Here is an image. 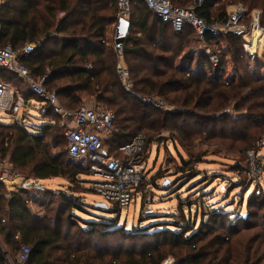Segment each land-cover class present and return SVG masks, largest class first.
<instances>
[{"label": "trees", "instance_id": "16d2710c", "mask_svg": "<svg viewBox=\"0 0 264 264\" xmlns=\"http://www.w3.org/2000/svg\"><path fill=\"white\" fill-rule=\"evenodd\" d=\"M196 1L171 0L174 6L184 8ZM235 4H243L250 12L259 10L264 28V0H203L195 12L209 24H224L228 19L227 8ZM116 15L117 0H4L0 6V48L10 44L20 50L34 44L35 51L29 56L22 55L21 62L34 80L45 79L44 86L57 94L65 110L75 112L83 102L94 100L96 106L113 112L114 130L104 139L109 157H121L120 147L142 131L158 135L163 129L176 136L173 142L183 148L196 141H213L230 149L239 144L238 150L243 154L254 148L264 136V77H254L248 72L250 58L242 38L224 37L237 67V83L227 81L224 63L214 68L210 57L201 60L202 63L208 60L209 76L192 73L191 67L180 70L176 62L197 37L196 31L185 27L176 32L142 0H132L131 30L122 47V58L137 95L160 98L174 106L173 111H163L134 98L119 81V55L107 41L109 27L117 23ZM153 17L158 27L151 25ZM207 41L212 42V38L207 36ZM188 57L194 62V55ZM0 81L17 89L25 101L41 103L29 84L16 75L0 70ZM42 119L46 124L35 131L23 123L0 124V160L4 161L13 150L10 164L26 176L27 182L63 178L77 183L81 176H90L86 159L77 161L69 157L65 133L73 125H61V116L52 109ZM57 149L60 151L54 153ZM181 163L176 174L183 179L200 175L196 173L193 155L189 160L181 158ZM232 168L231 171L240 173L238 166ZM247 183L250 187L255 184L247 176L239 184L247 186ZM42 191L47 213L39 218L29 208L28 190L9 194L0 183V264H9L8 258L17 261L23 244L31 247L28 264H164L167 255L163 247L168 246L186 249L185 264H222L219 259L222 244H214L213 237L209 238L217 231L215 228L226 231L225 224L232 226L237 222L240 226L242 220L233 221L226 212H210L208 221L201 216L197 226V222L185 219L184 202L177 222L126 231L119 227V219L93 216L87 210L90 207L95 212L113 215L121 212L117 206L104 211L85 203L76 191L70 190V194ZM88 192L94 193L89 187L78 193ZM206 197L197 204L189 199L185 205L189 210L193 206L204 210ZM247 202L249 210L264 209L263 194L250 196ZM78 214L95 218L86 220ZM261 227L264 230V224ZM254 228L251 225L246 230ZM118 236L123 242L153 239L155 243L140 250L133 245L112 247V238ZM221 239L225 242L230 238ZM261 245L264 247V237ZM215 246L218 248L213 251ZM262 261L259 259L255 264ZM233 263L243 262L236 258ZM243 264H251V260Z\"/></svg>", "mask_w": 264, "mask_h": 264}, {"label": "rangeland", "instance_id": "374dc122", "mask_svg": "<svg viewBox=\"0 0 264 264\" xmlns=\"http://www.w3.org/2000/svg\"><path fill=\"white\" fill-rule=\"evenodd\" d=\"M114 39L115 34L110 37V42L114 43ZM197 42L198 39L194 36V40H192L189 48L185 50V52L190 51L198 54L201 46L198 45ZM222 47L223 46H218L207 51L211 53V56L217 55L220 59V64H222V62L224 63L223 74L226 75L229 68L228 62L226 61V58H224L226 52L222 50ZM261 53L264 54V50H262ZM249 57L253 59V56L250 55ZM261 60L264 65V57H262ZM231 61V66L236 69L237 67L233 62L232 55ZM255 61H257L256 58ZM262 68L263 67L260 64L258 66L259 72ZM255 70H257V68H255ZM134 98L140 99L136 96ZM95 104L96 101L94 100L85 101L80 107L90 108L96 106ZM166 104L167 107L164 108L163 111L174 110L173 105L169 103ZM38 106L39 104H37V107ZM152 108L154 107L152 106ZM27 114L29 115L30 120H24V125L36 129H39L44 125V121L41 118L39 111H28ZM8 118H10L8 113L0 111V119H3L2 122H8L12 125L14 122L13 119ZM66 124L64 125L66 126ZM141 133L149 137L152 141L150 162L145 174V180L143 181V187L141 191L136 193L131 206L123 208L121 209V212L113 215L102 211L95 212L90 207L87 208V210L93 216L119 219V227L121 229L124 228L126 231H134L135 229L148 228L150 225H156L158 223L173 224L180 220L179 217L182 216L179 213V208L182 206V203L185 202V204H187L186 201L190 199L191 203L197 204L202 197L205 198L207 196L204 202V210L200 208L198 209L195 206L189 210L184 204L183 215L186 220L189 219L190 222L195 221L198 226L201 222V216H206L205 221H208V214L210 212H226L231 215L229 219H233V221H237V218H242L240 226H238L239 224L237 222L232 226V223H227L224 226V230L226 231H221L220 229L215 228L214 230L217 231L209 238L212 239L213 237L215 240V242L213 240L214 244H222L221 253L219 255L221 263L234 264L233 261L238 258L243 263H246L249 259L251 260V264H255L259 259H262L263 261L261 264H264V247L261 245L264 237V230L261 229V225L264 224V209L254 207L249 210L247 204L250 196L255 194L264 195V136L255 143L253 148L257 153L255 162L260 166L261 170V173L253 178L250 167L251 160L248 157L247 152L243 154L238 150L239 144L235 146V148L230 149L227 145L213 141H196L194 144L187 145V148H183L178 142H173V138L177 137L171 134L168 129L161 130L158 135L155 133L150 134L146 131H142ZM61 140L63 141L62 138ZM59 151L60 150L57 149L54 153H58ZM13 152L14 151L11 150L3 162L10 164ZM190 155H193L194 165H196V173L199 172L200 175L193 176V178L191 177L190 179H183L182 175L176 174V170L178 167L182 166L181 158L189 160ZM234 166L239 167L240 173L231 171ZM18 173L23 178V181L27 182L25 178L26 176L20 171H18ZM246 176L249 180H254V186L250 187V183H247V186L239 184L241 179L246 180ZM81 177H88L87 181L92 180L91 176ZM39 185L42 186L43 184L40 183ZM88 187L90 188L89 185ZM74 190L82 192L83 188L77 186ZM37 194L38 189L33 184L31 186V195L35 197ZM87 194L88 196L85 198V202L88 205L94 206L102 203L111 211L114 209L115 206L113 204L105 203L100 196L89 192ZM83 195L84 194L81 196L83 197ZM41 201L39 202L40 206L34 207L35 211L33 212L35 215L42 216L47 213V209L42 207L43 199ZM78 215L86 220L93 221L95 218L85 214ZM251 225L256 228L246 230V228L251 227ZM172 230L176 231L174 228H172ZM229 230H231V233H228ZM225 236L230 238L229 241L224 242L221 239ZM148 243L154 244L155 242L153 239L123 242L121 236H118L112 238L111 246L120 247L124 245L125 248H131L133 245L136 250H140L141 247ZM163 248L164 253L167 255L164 264H185V261H187L186 249H176L169 246ZM217 248L218 247L215 246L213 251ZM12 261L15 264H18L16 259H12Z\"/></svg>", "mask_w": 264, "mask_h": 264}, {"label": "built area", "instance_id": "2783aa9c", "mask_svg": "<svg viewBox=\"0 0 264 264\" xmlns=\"http://www.w3.org/2000/svg\"><path fill=\"white\" fill-rule=\"evenodd\" d=\"M165 24L172 26L176 32H181L185 27H191L201 38L210 36L214 41H219L226 35L240 37L247 43L245 50L252 46L247 39L262 34V13L259 10L249 11L243 4L230 6L228 19L224 24H209L198 17L195 8L201 6L203 0H197L189 7L174 6L171 0H142ZM132 0H117V22L121 19L130 20ZM122 47L115 46L118 55L122 54ZM35 51L34 44H27L20 50H15L10 44L0 48V70L16 75L20 80L29 84L32 92L41 100L39 114L44 117L49 110L61 116L65 123L70 121L73 128L66 131L69 157L73 160L86 159L89 163V174L92 178L90 189L100 196L105 203L113 204L120 209L130 207L135 195L140 191L147 168L150 162L151 145L143 133L136 135L129 143L120 147L121 157H109L104 146V139L112 135L114 130V113L104 110L99 106L81 107L75 112L65 110L55 92L49 91L45 86V79L36 81L32 78L27 67L21 62V57L29 56ZM214 68L220 67L217 55L209 58ZM119 81L124 89L132 96L139 97L145 103L157 109L167 107L165 101L148 96H139L134 92V84L130 79L129 70L118 62ZM27 108L26 101L22 98L14 100L12 88L0 81V111L9 113L14 118L15 126L24 124L27 119L23 109ZM19 116V117H18ZM256 150L248 152L251 160L252 177L261 173L260 166L256 164ZM21 175L10 164L0 160V183L7 189H14L16 181L21 180ZM15 190V189H14ZM1 246V244H0ZM31 247L23 244L20 248L17 263L28 264ZM10 264H15L8 258Z\"/></svg>", "mask_w": 264, "mask_h": 264}, {"label": "crops", "instance_id": "0c3cea01", "mask_svg": "<svg viewBox=\"0 0 264 264\" xmlns=\"http://www.w3.org/2000/svg\"><path fill=\"white\" fill-rule=\"evenodd\" d=\"M4 0H0V6L3 3ZM232 6V5H231ZM230 6L227 8V12L229 11ZM118 23V22H117ZM117 23L111 27H109L108 29V35H107V41H108V46L109 47H113L115 49L116 46V27H117ZM154 24L156 25V27L159 26L157 20L153 17L151 20V25ZM115 34V39H114V43L110 42V37H112V35ZM210 37V36H209ZM263 38V39H262ZM197 39L198 42L197 44L201 46L200 51H198L197 53H193L190 51H186L182 57L177 60L176 62V67L180 70H185L189 67H191V72L195 73V74H203L206 73L208 75L209 73V66H208V60L206 59L204 63L201 62L203 57H210L211 53L208 52L207 50H211L212 48L215 47H222V50H224V52H226V55L224 58H226V61L228 62V73L225 75V79L227 81H232L237 83L239 80V75L238 72L236 71V69L231 66L232 65V61H231V53L228 51V46L226 44V39L225 38H221L219 41H214L212 39V42H208L207 41V36L201 38L200 36H198L197 34ZM249 40V42H251L252 46L248 48V51H245L246 53H248V55L253 56V59L248 60V72L254 76V77H258L260 74H262V76L264 77V65L263 62L261 60L262 57H264V54H262V50H264V32H262L261 35L256 36L255 35L251 38L249 37L247 39V41ZM247 42L244 40V44H246ZM223 52V53H224ZM190 55H194L195 59L194 62H190V60L188 59ZM255 58L257 59V61H255ZM119 62H121L124 65V61L122 58V54L119 55ZM257 62H258V66L261 64V66L263 67L262 70L259 72L258 70V66H257ZM125 66V65H124ZM255 68H257V70H255ZM209 76V75H208ZM222 76V75H221ZM122 85V84H121ZM12 88L13 94H14V100L16 101L17 98H22L24 99V96L17 90L15 89L13 86L9 85ZM25 100V99H24ZM27 108L23 109V112L25 113V116H27V119H29V115L27 114L28 111H38L37 104L34 102H27ZM9 114V113H8ZM9 117L11 119L14 118L12 117V115L9 114ZM19 117V116H18ZM8 118V119H10ZM3 119H0V124H5V125H10L8 122H2ZM30 120V119H29ZM43 123L46 124V121L43 119ZM70 123V121H67ZM65 122V123H67ZM63 121L61 123V125L65 124ZM68 124V123H67ZM72 124V123H71ZM10 126H15V123L13 122L12 125ZM26 126V125H25ZM29 127V126H27ZM41 128V127H40ZM39 128V129H40ZM29 130L31 131H35L38 130V128H30ZM90 178V177H89ZM88 177H80L79 178V182L75 183V182H71L68 181L67 179H63V178H53V179H47V180H41V181H28L25 182L23 181V178L19 181H16V186H15V190L14 189H7L9 194H13V193H17L19 190L21 189H26L29 191L30 196H31V203L29 204V208H31L32 212L35 211L34 207L36 206H40V201L43 199V203H42V207H45V195L43 190H49L52 191L54 193H65V194H70V190L75 191V187L79 186L84 188H88L89 182L87 181ZM40 183H42L43 185H39ZM35 185V187H37L38 189V194L33 197L31 195V186ZM76 195L81 196L78 193V190L76 191ZM88 196V194H84L83 195V199L85 201V198ZM42 202V201H41ZM86 203V202H85ZM40 208V207H39ZM33 214L35 215V213L33 212ZM39 218H43L45 215H35ZM1 244V243H0Z\"/></svg>", "mask_w": 264, "mask_h": 264}, {"label": "water", "instance_id": "95a60500", "mask_svg": "<svg viewBox=\"0 0 264 264\" xmlns=\"http://www.w3.org/2000/svg\"><path fill=\"white\" fill-rule=\"evenodd\" d=\"M131 30V23L130 21L121 19L117 23L116 27V46L118 48H121V46L126 42V38L129 35ZM97 209L99 210H108L109 208L102 203L96 204L95 205Z\"/></svg>", "mask_w": 264, "mask_h": 264}, {"label": "bare ground", "instance_id": "6f19581e", "mask_svg": "<svg viewBox=\"0 0 264 264\" xmlns=\"http://www.w3.org/2000/svg\"><path fill=\"white\" fill-rule=\"evenodd\" d=\"M256 35H260V33H258V31H257ZM262 39H263V38H262Z\"/></svg>", "mask_w": 264, "mask_h": 264}]
</instances>
